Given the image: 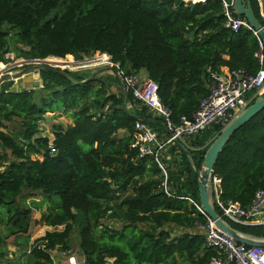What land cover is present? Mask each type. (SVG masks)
<instances>
[{
  "label": "trees",
  "instance_id": "trees-1",
  "mask_svg": "<svg viewBox=\"0 0 264 264\" xmlns=\"http://www.w3.org/2000/svg\"><path fill=\"white\" fill-rule=\"evenodd\" d=\"M249 2L264 28L256 0ZM259 40L252 30L224 26L221 0H0V63L11 54L88 67L98 65L95 58L106 61L107 54L126 74L143 71L157 83L174 123L182 115L189 118L208 96L207 69L255 73ZM38 73V89L10 92V80L0 87V260L10 242L18 258L9 264H53L51 251L68 250L76 229L85 264H209L217 254L204 245L198 227L206 219L195 206L198 176L190 157L199 169L221 127L165 145L158 162L153 155L139 157L137 120L168 133L160 117L130 89L122 90L115 74L45 67ZM110 81L120 86L118 94L109 90ZM46 113L70 121L51 123L52 138L40 134ZM11 121L18 130L4 131V122ZM121 130L125 136L118 135ZM213 175L220 180V197L244 208L264 189V109L233 133ZM55 198L59 203L53 206ZM43 206L42 222L52 229L29 244L33 213ZM227 222L242 234L264 238V224Z\"/></svg>",
  "mask_w": 264,
  "mask_h": 264
},
{
  "label": "built area",
  "instance_id": "built-area-1",
  "mask_svg": "<svg viewBox=\"0 0 264 264\" xmlns=\"http://www.w3.org/2000/svg\"><path fill=\"white\" fill-rule=\"evenodd\" d=\"M181 1L184 4H195L204 0ZM221 1L226 28L233 31L242 27L252 30L246 20L237 15L234 9H231L233 0ZM256 2L259 15L264 20V3L262 0H256ZM253 33L256 34L254 31ZM258 46L259 49L255 56L259 69L255 73H248L243 68L231 70L226 74L207 69L208 96L200 100L197 109L189 118L182 115L177 123L171 120L170 111L161 102L155 81L147 76L126 74L118 63L110 61L111 67H114L115 76L120 79L125 90L130 89L134 99L144 105L154 116L160 117L168 133L163 141H158L156 133L143 121L137 120L135 122L137 140L134 145L138 148L139 157L153 155L155 161L158 162V154L165 145L178 141L184 143V139L194 136L210 126L225 127L238 112L248 106L255 95L264 93V47L262 41L259 40ZM106 56L109 57L107 54ZM251 91L255 92L247 98L246 95ZM159 166L164 176L162 185L165 187L166 173L160 164ZM219 182V178L213 175L212 202L223 219L243 225L264 224V217L261 216V209L264 206V189L257 190L250 205L244 208L236 201L220 197ZM195 206L206 219L204 225H198L204 230V245L207 248L215 249L217 254L210 258L209 264H264V248L235 242L215 225L200 206ZM53 264H55L54 261Z\"/></svg>",
  "mask_w": 264,
  "mask_h": 264
},
{
  "label": "water",
  "instance_id": "water-1",
  "mask_svg": "<svg viewBox=\"0 0 264 264\" xmlns=\"http://www.w3.org/2000/svg\"><path fill=\"white\" fill-rule=\"evenodd\" d=\"M233 9L237 15L243 17L246 20L250 28L256 33V35L264 44V28L254 16L249 0H233ZM28 63H33L37 69L45 67L54 72L60 71L59 67H54L40 60H28ZM9 76V74H6L5 76L1 77L0 80H4ZM9 91L16 92L12 89H10ZM124 91L126 90L124 89ZM262 109H264V94L257 96L252 104L248 105L245 109L238 112L225 127L221 128L218 135L213 139V141L205 151L199 169L196 167L191 157L190 160L198 176L197 188L199 192V206L203 210V212L212 221H214L215 225L220 230L229 235L235 242L242 243L247 246H258L264 248V238H257L238 232L230 226L227 220L223 219L219 215L212 202L211 192L213 167L219 153L226 145L230 137L233 135V133Z\"/></svg>",
  "mask_w": 264,
  "mask_h": 264
},
{
  "label": "rangeland",
  "instance_id": "rangeland-1",
  "mask_svg": "<svg viewBox=\"0 0 264 264\" xmlns=\"http://www.w3.org/2000/svg\"><path fill=\"white\" fill-rule=\"evenodd\" d=\"M95 54H99V53L96 52L92 55L84 57L81 60L90 59L93 56H95ZM103 55H105L106 63H101L98 65L91 63V64L87 65L88 67H78V66H74L72 68L59 67L60 61L55 59V58H52L49 61H46L44 59H42L40 61L46 62L49 65H52L54 67H59L60 70H65V69H68L69 71L84 70L88 73H93L94 75L99 76V77H104L107 75L114 76V71L110 65L109 57H107L106 54H103ZM11 56H13V55L7 54L5 56V58L7 59L8 62L7 63H0L3 66V68L1 67V69H0V73H2L1 74L2 77L5 76L6 74L10 75L6 79H11L10 80V81H12L11 89H13V91H21V90H26V89H38V88H40L41 77H40V74L38 73L40 69H37L33 63H28V60L21 59V58L15 59L13 57H12L13 58L12 59ZM72 59L75 60L73 57H72ZM81 60H75V61H81ZM6 79H4V80H6ZM110 83H111V85H110L109 90L118 94L120 91V86H121L122 82L120 83V86L115 84L113 81H110ZM123 89H125V88L123 87ZM260 95H263V93L262 94L260 93L258 96H260ZM125 105L129 111H132V104H130V102H127ZM56 114L58 116H56L55 118L52 117L51 113L45 114V120L42 121L40 124L41 125L40 134L42 136L43 135L49 136L52 134L51 123L61 122L62 124L66 125L67 123L70 122L69 118L65 117L64 115H61L58 113H56ZM3 130L8 131V132L11 130H18V124L15 123L14 121L4 122ZM118 135H121V133L119 132ZM40 199H41L40 196H38L36 198V200H40ZM53 203H54L53 206L57 205L59 203L58 199L57 198L53 199ZM33 215L36 216L37 218L39 217V214L37 212H34ZM113 222L114 221H112V223H109V225L111 227H113L114 229H118L120 224L116 223V222L113 223ZM33 228H35V229L34 230L32 229V233L37 234V233H44L46 231V228H48V227H44L42 224L35 226V224H34ZM44 228H45V230H43ZM61 228L62 227H59L58 229H61ZM48 229L51 230L52 228L49 227ZM78 239H79V237H78L77 230L74 229L69 236L70 248H73V249L75 248V250H76V247L78 246L77 245ZM53 254H54L53 257H55L54 252H53ZM110 263H111V260L108 261V264H110Z\"/></svg>",
  "mask_w": 264,
  "mask_h": 264
},
{
  "label": "crops",
  "instance_id": "crops-1",
  "mask_svg": "<svg viewBox=\"0 0 264 264\" xmlns=\"http://www.w3.org/2000/svg\"><path fill=\"white\" fill-rule=\"evenodd\" d=\"M262 1L264 3V0H262ZM1 74L2 73H0V76L2 77ZM144 75H145V73L143 71L139 72V76H144ZM8 80H11V79L1 80L0 81V87L2 86L3 82H6ZM121 87H122V90L124 91L122 83H121ZM10 89H11V87H10ZM157 129H156V127L153 129L154 132L156 133V136L158 134H160L159 138H157V140L158 141H163L167 137L168 134L165 135V131L164 130H157ZM119 132L121 133V135H119L120 137L125 136V131L121 130ZM48 137L52 138V134L49 135ZM261 211H262L261 216L264 217V206L262 207ZM35 212H37L39 214L38 218L33 215V220L35 221V223H34L35 226L42 224L44 227H47L42 222V216H43L44 213H46V206H43V208L41 210H37ZM34 224L31 225V227L29 229V232L27 234L28 238H29V244H31V242L33 240H35L36 238H39V237L43 236L44 233L47 230H50V229H48L49 228L48 227V228H46V231L44 233L33 234L32 233V229L33 230L35 229V228H33ZM43 230H45V228ZM7 250H8V252H7L6 257H4L3 259L0 260L1 264H9V261L12 262L14 260H17V258H18V247L17 246H15V245H13V244H11L9 242V244H7ZM26 252H28V250H26ZM53 252L55 253V257H53L54 256ZM51 255L53 257V261H54L55 264H85L83 257L77 251V247H76V250H75V248L74 249L73 248H69L68 250H65V251L55 249V250L51 251ZM22 260L25 261V257H23Z\"/></svg>",
  "mask_w": 264,
  "mask_h": 264
},
{
  "label": "bare ground",
  "instance_id": "bare-ground-1",
  "mask_svg": "<svg viewBox=\"0 0 264 264\" xmlns=\"http://www.w3.org/2000/svg\"><path fill=\"white\" fill-rule=\"evenodd\" d=\"M97 64H101V63H106L105 60H103L102 58H95L93 59ZM217 128V127H216ZM211 130V129H210Z\"/></svg>",
  "mask_w": 264,
  "mask_h": 264
}]
</instances>
